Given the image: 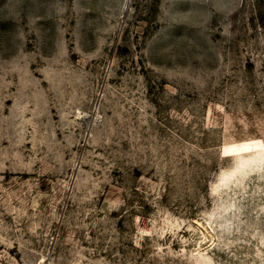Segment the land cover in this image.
I'll use <instances>...</instances> for the list:
<instances>
[{"label": "rangeland", "instance_id": "1", "mask_svg": "<svg viewBox=\"0 0 264 264\" xmlns=\"http://www.w3.org/2000/svg\"><path fill=\"white\" fill-rule=\"evenodd\" d=\"M0 264H264V0H0Z\"/></svg>", "mask_w": 264, "mask_h": 264}]
</instances>
